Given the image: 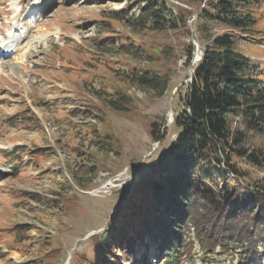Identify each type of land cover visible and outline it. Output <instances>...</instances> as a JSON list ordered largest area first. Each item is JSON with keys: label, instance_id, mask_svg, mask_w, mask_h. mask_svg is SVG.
Masks as SVG:
<instances>
[{"label": "rangeland", "instance_id": "1", "mask_svg": "<svg viewBox=\"0 0 264 264\" xmlns=\"http://www.w3.org/2000/svg\"><path fill=\"white\" fill-rule=\"evenodd\" d=\"M12 2L0 0V264H96L110 225L120 221L116 209L137 175L151 157L168 151L175 133L171 120L181 107L175 92L190 81L202 52L196 21L190 17L191 34L181 36L183 43L195 39L196 58L193 50L186 65L183 50L174 53L165 66L164 86L155 90L126 82L130 65L148 63L145 53L132 46L97 44L107 38L135 39L136 24L129 19L144 4L134 2L117 13L131 0H36L42 4L32 8L30 0H19L15 20ZM258 27L264 29V3ZM219 31L214 27L210 33ZM39 34L46 38L35 42ZM11 45L14 50L4 53ZM247 50L252 59L264 58L263 46ZM119 88L131 102L129 113L105 105ZM151 123L163 135L161 142L152 139ZM105 125L118 140L117 154L104 153L109 149ZM231 127L245 133L242 146L264 154V134L246 131L238 116L231 117ZM12 148L19 152L5 159ZM233 160L246 182L264 177V165ZM92 164L97 168L85 169ZM24 229L25 239L19 237ZM190 235L191 253L179 264L239 263L238 254L219 247L208 252L192 230ZM258 251L255 260L264 264L262 242ZM150 257V264H161L160 257Z\"/></svg>", "mask_w": 264, "mask_h": 264}, {"label": "trees", "instance_id": "2", "mask_svg": "<svg viewBox=\"0 0 264 264\" xmlns=\"http://www.w3.org/2000/svg\"><path fill=\"white\" fill-rule=\"evenodd\" d=\"M134 2L144 4L129 19L136 24L135 39L107 38L97 43L132 46L145 53L146 65L138 61L130 65L129 85L161 89L168 77L165 66L180 49L185 64L190 63L194 46L183 43L181 36L191 34L188 20L194 14L195 39L202 52L190 81L175 92L181 107L171 120L175 133L168 151L151 157L137 175L116 209L120 221L110 225L100 245L103 256L96 264H150L151 254L160 257L161 264H179L183 255L191 253V230L203 250L219 247L238 254V264H258V242L263 243L264 253V177L246 182L233 159L263 167L264 154L242 146L245 133L232 129L231 117L241 118L246 131L264 134V58L252 59L247 50L264 48V29L258 27L264 0H131L117 13ZM214 27L220 31L210 33ZM126 97L119 88L105 105L129 113L131 102L126 103ZM156 127L151 123V137L161 142L163 135ZM103 128L109 146L104 153L117 154V138L108 125ZM18 152L12 148L5 159ZM92 168L96 164L85 167ZM26 232L16 234L25 239Z\"/></svg>", "mask_w": 264, "mask_h": 264}, {"label": "bare ground", "instance_id": "3", "mask_svg": "<svg viewBox=\"0 0 264 264\" xmlns=\"http://www.w3.org/2000/svg\"><path fill=\"white\" fill-rule=\"evenodd\" d=\"M35 1L36 0H30V7L32 8V7H34L35 5H37V4H42L41 2L40 3H35ZM13 14H14V19L16 20L17 19V16H18V14H19V12H20V10H21V8L18 6V4H19V0H13ZM15 33V32H14ZM20 33V32H19ZM12 38H14L15 36H17V35H14V34H11L10 35ZM46 38V35H44V34H39V35H37L36 37H35V42H39L40 40H44ZM18 41V40H17ZM34 42V41H33ZM33 42H29V44L31 45ZM4 48V47H3ZM2 48V49H3ZM6 49H8L7 51L5 50V52L7 53L8 51H9V53H11L14 49L12 48V45L11 46H6L5 47ZM4 52V53H5ZM171 118V116L169 115V119Z\"/></svg>", "mask_w": 264, "mask_h": 264}, {"label": "water", "instance_id": "4", "mask_svg": "<svg viewBox=\"0 0 264 264\" xmlns=\"http://www.w3.org/2000/svg\"><path fill=\"white\" fill-rule=\"evenodd\" d=\"M205 1V0H204ZM202 7V6H201ZM195 16H196V14L195 15H193V18H195ZM191 22V21H190ZM192 43H193V46H194V56H195V58H196V55H197V52H198V44L196 43V41H195V39L192 37ZM200 57H201V55L199 56V59H200ZM168 123H170V120H169V122Z\"/></svg>", "mask_w": 264, "mask_h": 264}]
</instances>
